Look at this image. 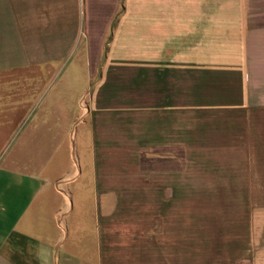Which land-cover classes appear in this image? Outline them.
Here are the masks:
<instances>
[{
	"label": "crops",
	"instance_id": "0c3cea01",
	"mask_svg": "<svg viewBox=\"0 0 264 264\" xmlns=\"http://www.w3.org/2000/svg\"><path fill=\"white\" fill-rule=\"evenodd\" d=\"M121 1L0 0V264H264V0H179V84L83 111Z\"/></svg>",
	"mask_w": 264,
	"mask_h": 264
},
{
	"label": "rangeland",
	"instance_id": "374dc122",
	"mask_svg": "<svg viewBox=\"0 0 264 264\" xmlns=\"http://www.w3.org/2000/svg\"><path fill=\"white\" fill-rule=\"evenodd\" d=\"M185 11L187 15H190L189 11L194 12L193 9ZM183 12L179 0H122L120 11L106 39L105 55L101 58L99 70L90 73L87 83L90 84L89 88L80 101L82 110L92 106L93 97H100L102 109L121 104L123 113L143 114L148 98L147 84H179L178 54L185 42L179 21ZM196 12L197 16L207 20L210 16L208 9H197ZM225 18L226 10L218 9L217 26H212V33L220 35L225 32ZM200 26L203 34H209L208 23ZM204 44L205 41L201 58V84L203 108H208L204 104L210 93L208 58L206 61L205 57L208 47L204 51ZM220 49L219 46V51ZM218 58L220 61L224 56ZM163 63L164 66L170 64L172 70L162 73ZM221 71L224 72V68L221 70L219 67L218 84ZM53 78L54 74H43L42 84H51L50 80ZM74 80L76 84L80 83L76 79H69L65 84H75ZM142 166L144 169L152 167L146 158L143 159ZM258 213L255 212L253 216L254 253L256 256H264V211Z\"/></svg>",
	"mask_w": 264,
	"mask_h": 264
}]
</instances>
